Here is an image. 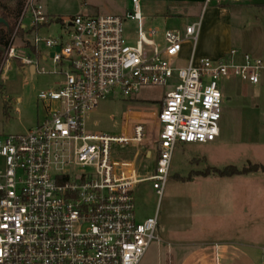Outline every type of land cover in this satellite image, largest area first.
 <instances>
[{"label": "built area", "instance_id": "built-area-1", "mask_svg": "<svg viewBox=\"0 0 264 264\" xmlns=\"http://www.w3.org/2000/svg\"><path fill=\"white\" fill-rule=\"evenodd\" d=\"M243 1L205 0L204 9ZM132 3L126 18L77 15L64 21L67 40L37 35L18 50L28 11L33 30L52 23L42 5L27 0L0 75L10 60L46 74L40 62L51 59L57 69L51 73L63 80L39 94L45 116L36 128L0 141V264H140L161 239L158 213L137 219V186L151 182L161 198L177 145L219 137L220 80L232 73L253 86L264 83V56L234 50L219 60L197 59L200 23L166 30L159 40V30L144 29L139 0ZM129 19L138 22L134 45L125 34ZM146 87L171 89L160 110L130 122L129 133L86 130L84 117L100 102L116 93L131 98ZM140 161L154 163L150 176L141 175Z\"/></svg>", "mask_w": 264, "mask_h": 264}, {"label": "rangeland", "instance_id": "rangeland-1", "mask_svg": "<svg viewBox=\"0 0 264 264\" xmlns=\"http://www.w3.org/2000/svg\"><path fill=\"white\" fill-rule=\"evenodd\" d=\"M139 2L144 29L159 30V40L166 30L184 32L188 25L200 23L197 59L219 60L234 50L240 54L264 56V0L223 5L213 3L205 11L203 4L183 5L168 0ZM35 3L43 6L52 23L33 30L31 11H28L22 22L26 28L25 33L19 34L14 44L18 50L28 46L37 35L67 40L69 35L64 21L77 15L126 18L134 11L132 0H35ZM125 32L129 44L134 45L138 22L129 19ZM191 49L192 44L186 43L179 66L187 64ZM41 50L43 54L50 53L44 46ZM25 51L29 52L27 49ZM240 58L236 57L234 63L238 64ZM40 66L47 73L32 76L29 66L20 61L10 60L6 63L0 75V141L11 135L27 134L45 116L39 94L56 88V84L62 82L63 78L51 73L57 70L51 59L41 61ZM219 88L223 95L219 137L207 144L177 145L171 175L161 198L153 190L151 182L142 183L135 190L137 219L143 221L158 213L159 228L166 229L164 234L158 232L162 241L152 242L140 264H175L172 261L173 244L196 238L205 240L209 235L206 231L201 232L200 227L210 228L206 217L210 210V199L206 197V192L216 188L209 186L213 180H189V177L194 176L193 172L207 173L212 167L224 170L235 166L241 170L250 164L264 166V83L253 86L230 73L227 78L219 81ZM170 89L146 87L131 98L116 93L112 99L100 102L97 109L85 115V128L89 133L112 136L129 133L130 122L137 120L138 114H154L161 109ZM153 167L152 161H140L141 175L150 176ZM251 177L258 178H236L229 181H241L243 186L240 189L251 193L252 185L264 184V174L258 172ZM260 212L263 214V211Z\"/></svg>", "mask_w": 264, "mask_h": 264}, {"label": "crops", "instance_id": "crops-1", "mask_svg": "<svg viewBox=\"0 0 264 264\" xmlns=\"http://www.w3.org/2000/svg\"><path fill=\"white\" fill-rule=\"evenodd\" d=\"M168 1L183 5H204L205 2V0ZM246 1L251 0L243 2ZM221 7L223 6H219ZM29 69L34 76L36 74L34 66H29ZM138 118L143 119V114ZM257 173L220 177L214 174L204 175V171L193 172L194 176L189 177V180L193 178L213 180L209 186L216 188L206 192V197L210 199V210L206 214L210 228L200 227L201 232L206 231L209 235L205 240L196 238L189 242L173 244L175 248L172 261L175 264H262L261 262H264V184L249 185L252 191L248 193L240 189L243 186L241 181H229L237 180L236 178L257 179L258 177H251ZM229 186L231 188H228ZM197 194L199 195L200 192ZM165 231L163 227L162 230L159 228L158 232L164 234Z\"/></svg>", "mask_w": 264, "mask_h": 264}, {"label": "trees", "instance_id": "trees-1", "mask_svg": "<svg viewBox=\"0 0 264 264\" xmlns=\"http://www.w3.org/2000/svg\"><path fill=\"white\" fill-rule=\"evenodd\" d=\"M26 0H0V17L7 21L9 27L6 28L0 25V70L4 61L5 51L9 48L11 38L16 30V27L21 19ZM25 31L20 29L18 35H24ZM262 172L264 174V166L258 164H250L248 167L238 169L235 166H229L224 170L211 169L204 175L214 174L220 177H233L237 175H246L250 173Z\"/></svg>", "mask_w": 264, "mask_h": 264}, {"label": "water", "instance_id": "water-1", "mask_svg": "<svg viewBox=\"0 0 264 264\" xmlns=\"http://www.w3.org/2000/svg\"><path fill=\"white\" fill-rule=\"evenodd\" d=\"M0 25H3L4 27L8 28L9 24L7 23L6 20L0 17ZM0 50L3 51V49L0 47Z\"/></svg>", "mask_w": 264, "mask_h": 264}]
</instances>
